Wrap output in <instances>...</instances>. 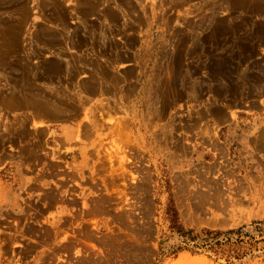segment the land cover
<instances>
[{
  "label": "rangeland",
  "instance_id": "374dc122",
  "mask_svg": "<svg viewBox=\"0 0 264 264\" xmlns=\"http://www.w3.org/2000/svg\"><path fill=\"white\" fill-rule=\"evenodd\" d=\"M254 221L264 0H0V264H264L173 228Z\"/></svg>",
  "mask_w": 264,
  "mask_h": 264
},
{
  "label": "trees",
  "instance_id": "16d2710c",
  "mask_svg": "<svg viewBox=\"0 0 264 264\" xmlns=\"http://www.w3.org/2000/svg\"><path fill=\"white\" fill-rule=\"evenodd\" d=\"M252 225L256 235L245 230V225L226 231L204 229V237H199L197 234L194 235L191 229L184 230L178 223H174L173 228L176 229L185 246H191L192 249L205 248L214 253L220 251L222 255L226 256V260L229 261L231 258L239 259L245 255V252L241 249L242 244L255 246L260 242L256 238L257 236L264 238V221H254ZM184 248V246L177 247V249Z\"/></svg>",
  "mask_w": 264,
  "mask_h": 264
},
{
  "label": "bare ground",
  "instance_id": "6f19581e",
  "mask_svg": "<svg viewBox=\"0 0 264 264\" xmlns=\"http://www.w3.org/2000/svg\"><path fill=\"white\" fill-rule=\"evenodd\" d=\"M8 100V99H7ZM27 101V100H26ZM27 104V103H26ZM28 105V104H27ZM46 117V116H45ZM32 118V117H31ZM263 137V136H262ZM262 139V138H261ZM218 184V183H217ZM239 185V184H238Z\"/></svg>",
  "mask_w": 264,
  "mask_h": 264
},
{
  "label": "crops",
  "instance_id": "0c3cea01",
  "mask_svg": "<svg viewBox=\"0 0 264 264\" xmlns=\"http://www.w3.org/2000/svg\"><path fill=\"white\" fill-rule=\"evenodd\" d=\"M35 123V122H34ZM34 125V124H33Z\"/></svg>",
  "mask_w": 264,
  "mask_h": 264
}]
</instances>
